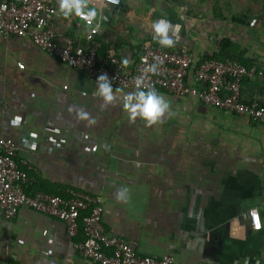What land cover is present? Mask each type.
<instances>
[{
    "label": "crops",
    "instance_id": "obj_1",
    "mask_svg": "<svg viewBox=\"0 0 264 264\" xmlns=\"http://www.w3.org/2000/svg\"><path fill=\"white\" fill-rule=\"evenodd\" d=\"M47 1L58 9L57 0ZM216 4L123 0L105 21L106 5L96 18L100 55L127 58L132 70L141 47L158 45L150 25L167 19L180 30L178 43L166 49L187 47L198 63L218 56L222 40H229L232 51L263 73L244 82L242 98L264 102V40ZM94 28L78 17L57 22L60 37L77 41ZM96 88L87 74L30 40L0 39V139L19 147L27 194L100 196L107 231L143 256L172 255L178 264H264V126L160 90L173 114L149 127L139 118L130 122L120 92L105 105ZM123 188L126 197L119 199ZM252 209L260 230L252 228ZM75 240L62 222L29 208L11 221L0 213V264H98L74 249Z\"/></svg>",
    "mask_w": 264,
    "mask_h": 264
},
{
    "label": "built area",
    "instance_id": "obj_2",
    "mask_svg": "<svg viewBox=\"0 0 264 264\" xmlns=\"http://www.w3.org/2000/svg\"><path fill=\"white\" fill-rule=\"evenodd\" d=\"M122 2H109L107 6L118 8ZM60 18L58 9L47 0H1L0 39L13 36L28 39L43 52L87 74L95 82L101 74H107L113 90L119 89L123 97L136 90V80L140 78L145 88L182 98L190 96L209 108L264 126V102L242 99L243 83L263 74L257 68L230 57L204 58L198 63L187 47L166 49L148 43L140 48L139 60L129 70L122 63L123 58L100 55L102 45L95 38V28L85 33L82 41L60 37L57 33ZM154 62L159 63L158 72H147V66ZM194 66L196 69L192 72ZM191 76L193 84L189 81ZM18 152L19 147L12 138L0 139V213L5 220H13L24 207L56 219L65 225L72 240L83 232V239L75 240L73 247L83 258L98 264H178L172 255L162 258L140 255L126 239L110 234L104 225L103 200L98 195L80 191H70L68 198L40 191L27 194L30 178L22 168L25 162L19 160ZM250 219L254 230L262 228L257 209L250 211ZM8 264L18 263L12 260Z\"/></svg>",
    "mask_w": 264,
    "mask_h": 264
},
{
    "label": "clouds",
    "instance_id": "obj_3",
    "mask_svg": "<svg viewBox=\"0 0 264 264\" xmlns=\"http://www.w3.org/2000/svg\"><path fill=\"white\" fill-rule=\"evenodd\" d=\"M118 3V0H57L58 15L70 19L72 17L83 18L86 21L95 22L99 11L104 8L107 3ZM100 23H95V30H99ZM153 40L161 48H172L178 43L180 25L173 24L167 19H159L151 25ZM125 66L129 64V60L125 58L122 62ZM159 70V63L154 62L147 66L146 71L156 74ZM97 88L95 95L102 99L105 105H110L117 98V89L115 92L112 87V81L107 74H101L96 80ZM123 107L127 112L130 122H135L138 118L143 120L146 126H153L163 122V118L167 114L171 116V106L169 101L154 88H145L143 80H136V90L127 93L123 97ZM83 115V113H81ZM127 189H120L117 196L119 199L126 197Z\"/></svg>",
    "mask_w": 264,
    "mask_h": 264
},
{
    "label": "rangeland",
    "instance_id": "obj_4",
    "mask_svg": "<svg viewBox=\"0 0 264 264\" xmlns=\"http://www.w3.org/2000/svg\"><path fill=\"white\" fill-rule=\"evenodd\" d=\"M216 8L227 9L229 15L234 14L239 27H249L255 37L264 40V0H214ZM222 3V4H221ZM243 33V31H241Z\"/></svg>",
    "mask_w": 264,
    "mask_h": 264
},
{
    "label": "trees",
    "instance_id": "obj_5",
    "mask_svg": "<svg viewBox=\"0 0 264 264\" xmlns=\"http://www.w3.org/2000/svg\"><path fill=\"white\" fill-rule=\"evenodd\" d=\"M236 21H241V20H236ZM232 48H233V45H232V43L229 40H222V42L220 44V53H219L218 56H214V57H230V58H236L242 64H244L246 66H249V64L247 63V60H245L243 58V53L241 54V52L238 49L232 51ZM244 101H246V100H244Z\"/></svg>",
    "mask_w": 264,
    "mask_h": 264
},
{
    "label": "water",
    "instance_id": "obj_6",
    "mask_svg": "<svg viewBox=\"0 0 264 264\" xmlns=\"http://www.w3.org/2000/svg\"><path fill=\"white\" fill-rule=\"evenodd\" d=\"M111 13H113V8L108 7L105 11V14L103 15V20L108 21V17H110Z\"/></svg>",
    "mask_w": 264,
    "mask_h": 264
}]
</instances>
